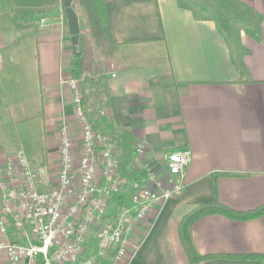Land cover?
<instances>
[{"label": "crops", "instance_id": "1", "mask_svg": "<svg viewBox=\"0 0 264 264\" xmlns=\"http://www.w3.org/2000/svg\"><path fill=\"white\" fill-rule=\"evenodd\" d=\"M49 1L0 6V130L15 132L34 168L54 170L60 125L75 128L62 81L80 73L60 19L62 1ZM102 1L120 45L114 57L88 69L109 73L108 116L143 141L149 156L191 152L182 194L152 213L123 264H190L179 239L181 216L214 199L238 211L264 204V0H238L259 20L250 32L239 29L235 48L222 24L180 0ZM41 16L49 21L40 27L34 21ZM80 33L89 61L81 26ZM190 234L201 254L264 255V214L245 220L205 215Z\"/></svg>", "mask_w": 264, "mask_h": 264}, {"label": "built area", "instance_id": "2", "mask_svg": "<svg viewBox=\"0 0 264 264\" xmlns=\"http://www.w3.org/2000/svg\"><path fill=\"white\" fill-rule=\"evenodd\" d=\"M45 22L37 20L40 27ZM94 74L88 69L62 81L75 128L60 125L54 170L34 168L23 150H0V264H123L142 242L152 213L184 190L190 150L156 158L136 141L130 203L107 212L108 197L126 175L118 170L115 146L93 129L82 100L81 81ZM100 114L107 116V109Z\"/></svg>", "mask_w": 264, "mask_h": 264}, {"label": "trees", "instance_id": "3", "mask_svg": "<svg viewBox=\"0 0 264 264\" xmlns=\"http://www.w3.org/2000/svg\"><path fill=\"white\" fill-rule=\"evenodd\" d=\"M1 1L4 2L1 3V7H4L10 0ZM13 1L18 2V0ZM180 1L192 5L210 18H213L218 24H222V26L225 24L229 26L232 19L235 22L244 23L246 31L250 32L247 25L248 15L255 22L259 20V17H255L249 10H245L246 15L241 14L237 10V7H242L238 0ZM54 2L56 0H50L48 3ZM72 7L78 15L84 17L85 36L91 47V50L88 52L91 56V61L86 59V54H84L83 50L78 55L74 54V66L81 74L88 70V64L91 62H98L104 58L110 59L114 57L120 44L112 40L102 0H73ZM62 9L63 18L66 22L63 6ZM34 13L35 10H28L29 15H33ZM80 36L81 33H79L78 38ZM85 61H88V63L85 64ZM109 77V73L102 71H97L92 76H85L81 81V89L83 103L88 104L87 115L93 129L106 135L111 140L116 148L118 170L120 173L126 175V182L118 191L111 193L108 197L107 212L111 213L120 206L129 205L132 191L131 181L136 179V175L129 169L130 162L134 156L133 145L135 142L131 131L126 127L116 126L110 116H102L100 114L101 109H108L110 104L111 90L109 87ZM213 190L215 193V186H213ZM214 213L239 220L251 219L264 214V204L253 209L238 211L214 199L211 203L193 207L181 216L178 224L179 239L190 264H264L263 254H201L198 252L192 241L190 227L199 218Z\"/></svg>", "mask_w": 264, "mask_h": 264}, {"label": "rangeland", "instance_id": "4", "mask_svg": "<svg viewBox=\"0 0 264 264\" xmlns=\"http://www.w3.org/2000/svg\"><path fill=\"white\" fill-rule=\"evenodd\" d=\"M1 3H4L3 1L0 2V6L2 5ZM236 5V4H235ZM237 6V5H236ZM235 6V8H236ZM231 7L233 8L234 10V7L232 6L231 4ZM237 10L240 11L241 14L243 15H246L245 14V10L244 7H237ZM63 14V13H62ZM80 16V15H79ZM249 19L247 20V25L250 27L252 26L253 24H255V21L252 19V17L250 15H248ZM46 18V22H45V25L48 24V18ZM59 18V17H58ZM39 19V18H38ZM36 19L34 22H36L35 24L38 25L37 23V20ZM58 21H60V19H58ZM80 21V26L82 29L85 30V27H84V18L80 17L79 19ZM224 26V31L225 33L227 34V36L229 37V40L231 42V45H232V48H235L236 47V44H237V40H238V31L240 28H245V24L241 23V22H235L231 19V23L230 25L228 26L227 24L223 25ZM81 43H82V39H81ZM90 43L88 42V45ZM82 46L83 43H82ZM147 50H153V47H148ZM89 61H91L89 59ZM92 63V62H91ZM90 63V64H91ZM0 133H3V135L1 136L2 138H0V150H3V151H15V150H20L19 148V143H18V139L17 137H15V132L14 131H10V129L8 128V130H0ZM32 133L37 136L38 133H39V130L36 126H32ZM2 139V141H1ZM30 145V144H29ZM29 145H25V148L27 149ZM22 147V146H21ZM23 148V147H22Z\"/></svg>", "mask_w": 264, "mask_h": 264}, {"label": "water", "instance_id": "5", "mask_svg": "<svg viewBox=\"0 0 264 264\" xmlns=\"http://www.w3.org/2000/svg\"><path fill=\"white\" fill-rule=\"evenodd\" d=\"M64 7V14L66 18V24L68 33L71 36L70 42L73 54L78 55L81 53V47L79 45L78 36L80 33V21L79 16L72 7L73 0H61Z\"/></svg>", "mask_w": 264, "mask_h": 264}]
</instances>
